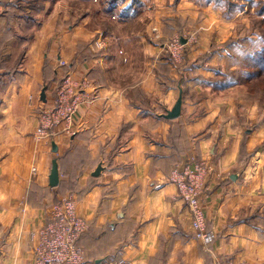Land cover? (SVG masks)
Masks as SVG:
<instances>
[{
  "label": "crops",
  "instance_id": "1",
  "mask_svg": "<svg viewBox=\"0 0 264 264\" xmlns=\"http://www.w3.org/2000/svg\"><path fill=\"white\" fill-rule=\"evenodd\" d=\"M104 1L81 3L78 27H57L65 37L63 46H54V25L42 20L66 12L71 0H0V264H36L41 231L53 208L67 200L85 222L79 245L89 262L264 264V151L257 149L264 124H255L258 112L243 113L231 98L219 99L218 108L207 90L196 103H183L179 118L162 119L179 98L177 88L161 95L148 61L140 77L127 79L132 55L111 46L116 37L100 39L96 22L103 3L120 33L135 36L131 26L141 25L154 0ZM142 51L148 55L151 47ZM67 74L85 80L90 97L76 115L75 133L58 130L39 139L40 116L55 104ZM139 86L147 97L142 105L130 92ZM55 159L61 181L51 188ZM200 168L209 244L195 236L176 183Z\"/></svg>",
  "mask_w": 264,
  "mask_h": 264
},
{
  "label": "rangeland",
  "instance_id": "2",
  "mask_svg": "<svg viewBox=\"0 0 264 264\" xmlns=\"http://www.w3.org/2000/svg\"><path fill=\"white\" fill-rule=\"evenodd\" d=\"M84 1L71 0L66 12L59 11L42 20V24L54 25L56 34L50 37L54 46H63L62 39L65 37L58 32L57 27H78L79 10H83L85 5L81 3ZM154 1L148 3L141 25L131 26L137 32L135 36L120 33L119 25L110 18L103 3L104 12L99 15L104 16L98 15L96 18L103 32L98 37L107 42V39L116 37L111 46H117L132 55L130 59L134 68H131L128 75L131 77L127 79L136 80L140 77L143 73L142 64L148 61L151 75L161 82V95L175 86L179 96L182 91L183 103L187 105L196 103L201 94L204 98L207 90H210L216 95V107L223 108L220 106L222 101L234 99L237 104H242L240 109L243 113L249 114L251 110L258 112L257 120L260 123L255 124H264V83L258 84L260 77L250 76L256 69V63L253 65L250 57L264 55V0H183L182 7L181 0H159L157 5ZM90 20L92 24L95 22V18ZM116 31L118 36L113 35ZM71 38L78 41L79 36L72 34ZM142 46L151 47L150 54H144ZM199 86L203 93L197 95L196 88ZM130 92L135 104L146 103V93L140 86L130 89ZM159 109H163L162 104ZM250 122L249 119L246 122L248 135L251 134L249 130L254 129ZM257 149L264 151V140H260ZM120 261L123 260L104 261L101 264Z\"/></svg>",
  "mask_w": 264,
  "mask_h": 264
},
{
  "label": "built area",
  "instance_id": "3",
  "mask_svg": "<svg viewBox=\"0 0 264 264\" xmlns=\"http://www.w3.org/2000/svg\"><path fill=\"white\" fill-rule=\"evenodd\" d=\"M63 66L67 63L62 61ZM88 83L77 81L67 74L59 84L55 104L45 109L40 116L37 130L39 139L52 138L60 130L65 136L75 133L76 115L80 107L89 100L85 90ZM204 168L186 171L177 178L181 198L188 205L192 214V226L195 236L206 244L213 240L208 231V221L203 206L205 190L203 187ZM50 222L41 231V247L38 250L36 264H87L80 248V238L86 231V225L77 213L72 200L53 208ZM93 264H101L99 262ZM103 264H131L125 262H108Z\"/></svg>",
  "mask_w": 264,
  "mask_h": 264
},
{
  "label": "water",
  "instance_id": "4",
  "mask_svg": "<svg viewBox=\"0 0 264 264\" xmlns=\"http://www.w3.org/2000/svg\"><path fill=\"white\" fill-rule=\"evenodd\" d=\"M45 89L43 90L41 97L44 100H46V95H45ZM182 106H183V93L181 91V94L175 104V106L173 107L172 110L168 111L167 114H164L162 117L164 119L167 120H174L177 119L181 116L182 113ZM53 151L55 153L58 152V146L56 145V143L53 144ZM101 167L97 168V170L93 173L94 176H99L100 172H101ZM60 170H59V163L58 160L55 159L53 160L52 163V170L49 176V185L51 188H56L60 185Z\"/></svg>",
  "mask_w": 264,
  "mask_h": 264
},
{
  "label": "trees",
  "instance_id": "5",
  "mask_svg": "<svg viewBox=\"0 0 264 264\" xmlns=\"http://www.w3.org/2000/svg\"><path fill=\"white\" fill-rule=\"evenodd\" d=\"M251 60L253 61V65L256 63V69L254 70V72L251 73V77H260V79H258V84L260 83H264V55H261V56H257L256 55H253L250 57ZM263 75V76H262ZM240 83V81H239ZM257 84V85H258ZM62 187H59L58 188V191H60ZM86 263L87 264H93V263H96V262H89L88 260H86Z\"/></svg>",
  "mask_w": 264,
  "mask_h": 264
}]
</instances>
